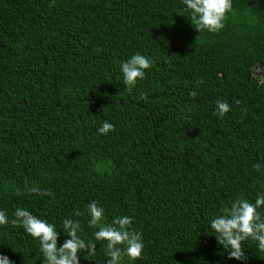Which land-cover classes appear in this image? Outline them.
Listing matches in <instances>:
<instances>
[{"label": "trees", "instance_id": "trees-1", "mask_svg": "<svg viewBox=\"0 0 264 264\" xmlns=\"http://www.w3.org/2000/svg\"><path fill=\"white\" fill-rule=\"evenodd\" d=\"M231 4L221 29L199 32L182 0H0L9 221L17 208L58 231L78 220L96 248L80 264H107V241L88 224L95 200L106 224L130 216L142 234L141 257L122 264H264L252 240L243 261L227 259L210 228L221 208L264 192V168L253 167L264 163V82L253 78L256 67L264 74V0ZM137 52L154 63L129 90L119 65ZM217 100L230 105L222 117ZM104 120L114 125L106 135L96 131ZM0 253L14 264L43 260L39 241L10 222L0 225Z\"/></svg>", "mask_w": 264, "mask_h": 264}, {"label": "clouds", "instance_id": "clouds-1", "mask_svg": "<svg viewBox=\"0 0 264 264\" xmlns=\"http://www.w3.org/2000/svg\"><path fill=\"white\" fill-rule=\"evenodd\" d=\"M188 10L193 26L200 32L207 30L218 31L223 27L225 13L231 9V0H182ZM154 63L153 59L139 52L129 56L127 60L120 62L123 84L131 90L138 80L145 77V70L150 69ZM261 69H253V78L264 82V74ZM195 96V91L189 92ZM215 114L223 116L230 110V105L224 100L215 102ZM114 125L108 120L102 121L97 128V133L108 134ZM111 162L109 161L108 164ZM253 167L260 171L264 163L258 162ZM107 168V165L100 163L97 169ZM36 191L35 188L31 189ZM264 192L257 194L254 202L239 198L233 201L230 207L221 208L219 213L210 221V228L220 245L226 252L227 259L243 261L245 252L242 249V242L252 240L256 242L259 251L264 252ZM90 216L88 224L97 230L93 232L96 241H107L105 256L108 257L107 264H122V258L126 255L129 259L135 260L141 257L144 249L142 234L132 227V217L126 215L115 216L111 223H105V209L98 202L93 200L87 206ZM80 215V213H77ZM14 219L9 221L5 210L0 209V225L11 223L22 227L24 231L39 241V251L43 256L42 264H80L82 251L87 250L94 255L96 248L92 240L81 237L80 221L65 218L62 222V231L57 230L54 223L38 218L27 208H17L13 213ZM61 232L67 233L64 242L58 243ZM123 245V247H121ZM79 254V255H78ZM0 264H14L9 256L0 253Z\"/></svg>", "mask_w": 264, "mask_h": 264}, {"label": "rangeland", "instance_id": "rangeland-1", "mask_svg": "<svg viewBox=\"0 0 264 264\" xmlns=\"http://www.w3.org/2000/svg\"><path fill=\"white\" fill-rule=\"evenodd\" d=\"M262 72H263V71H262V69H261V73H260V74H262Z\"/></svg>", "mask_w": 264, "mask_h": 264}]
</instances>
